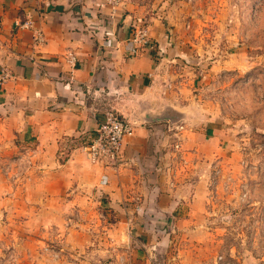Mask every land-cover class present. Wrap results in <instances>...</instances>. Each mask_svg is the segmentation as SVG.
I'll return each instance as SVG.
<instances>
[{
    "label": "rangeland",
    "instance_id": "obj_1",
    "mask_svg": "<svg viewBox=\"0 0 264 264\" xmlns=\"http://www.w3.org/2000/svg\"><path fill=\"white\" fill-rule=\"evenodd\" d=\"M138 2L188 56V119L225 137L206 174L202 247L154 237L153 222L136 233L74 142L46 159L0 121V264H264V0Z\"/></svg>",
    "mask_w": 264,
    "mask_h": 264
},
{
    "label": "crops",
    "instance_id": "obj_2",
    "mask_svg": "<svg viewBox=\"0 0 264 264\" xmlns=\"http://www.w3.org/2000/svg\"><path fill=\"white\" fill-rule=\"evenodd\" d=\"M143 13L138 0H0V121L53 159L66 140L82 149L104 113L119 112L134 133L115 165L100 166L120 223L201 248L208 234L201 213L206 174L225 156V137L216 126L188 119L182 101L188 56L168 24ZM138 21L147 26L153 53L131 41ZM25 22L31 27L21 28ZM207 144L214 148L209 153Z\"/></svg>",
    "mask_w": 264,
    "mask_h": 264
},
{
    "label": "built area",
    "instance_id": "obj_3",
    "mask_svg": "<svg viewBox=\"0 0 264 264\" xmlns=\"http://www.w3.org/2000/svg\"><path fill=\"white\" fill-rule=\"evenodd\" d=\"M114 3L116 1H113ZM21 28H30L31 23L25 22L20 25ZM134 27L131 41L136 48H143L149 53L155 50V44L151 39L147 26L138 21ZM34 38L37 42L43 41L42 35L36 32ZM69 60L72 62L74 57L70 55ZM134 133V126L125 120L119 112L109 110L104 113L103 120L98 124L95 129L94 135L91 140L82 147V152L86 159L95 165H102L104 167L113 166L116 164L123 142L131 137ZM108 182L106 175H101L99 180L100 186H105ZM218 264L221 258H218Z\"/></svg>",
    "mask_w": 264,
    "mask_h": 264
}]
</instances>
